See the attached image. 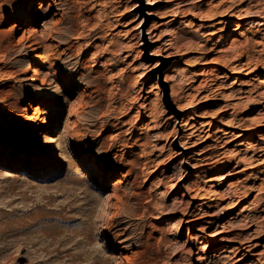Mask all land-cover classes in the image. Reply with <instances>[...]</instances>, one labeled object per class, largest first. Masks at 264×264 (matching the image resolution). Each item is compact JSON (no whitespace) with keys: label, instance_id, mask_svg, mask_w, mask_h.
Listing matches in <instances>:
<instances>
[{"label":"rangeland","instance_id":"1","mask_svg":"<svg viewBox=\"0 0 264 264\" xmlns=\"http://www.w3.org/2000/svg\"><path fill=\"white\" fill-rule=\"evenodd\" d=\"M34 1L0 0V156L39 159L0 163V264H197L204 245L203 264H264V95L241 94L264 82V0ZM32 9L33 31H6ZM233 30L255 71L207 67ZM36 57L43 85L28 73ZM203 71L219 86L194 82ZM55 133L63 150L47 155Z\"/></svg>","mask_w":264,"mask_h":264},{"label":"bare ground","instance_id":"2","mask_svg":"<svg viewBox=\"0 0 264 264\" xmlns=\"http://www.w3.org/2000/svg\"><path fill=\"white\" fill-rule=\"evenodd\" d=\"M30 1L35 2L34 0H30ZM168 1L170 2V0H167L166 2H168ZM198 10H200L201 14H206V15L212 12L209 7H206V5H205L204 2H201L200 3V7H199ZM242 10H244V9H242ZM31 11L28 14H25L22 17L23 19L19 23L14 22L13 24H11L10 27H8L6 31H8V32H16V31L22 30V28H26L28 26H29L28 32L33 31V27L35 25H37V22L40 19L43 18V15L42 14H39V13L38 14L33 13L34 12L33 9ZM181 12L182 13H185V11H181ZM242 12H243L242 14H240V15L237 16V20L240 23H243L245 20H247L248 18H250V16L247 15L246 11H242ZM174 16L175 15H173L172 17H174ZM15 18H16V16L13 15V13H12L11 15L8 16V19L6 20V23H9L12 20H15ZM224 18L225 19H230L231 18V13L230 12H226ZM256 22H257L256 23V26H257L258 30L261 32L264 29V19L263 20H258ZM229 24H232V23H229L228 21H217L215 23V26H219V30L220 31H226V30H228L227 26ZM210 27H213V26H210ZM234 32L235 31L233 30L232 33H230L228 35H225L223 37H219V38H216L215 39V41H214L215 42L214 43L215 46H214L213 49H211V51L213 52L214 55L211 57L210 61H208V65H207L208 68H211L212 69V67L222 66L223 68L230 70L229 71V74H248V73H250L252 71H255L257 69L256 62L254 63L253 60H252V58H251V56H249L247 53L245 54V57L242 60H241V56L240 55H236L235 53H233V51L240 46V45L239 46L237 45L238 43L236 44V40H235V37H234L235 36ZM208 34H210L212 36H215V34H217V32H212L211 31ZM38 40L39 39L36 36L35 39H34V42L32 44H29V46L26 47V48L27 49H30L31 51L36 50L37 49L36 48V44H38ZM210 40L212 41L213 39H209V41ZM209 41H206V43H208ZM245 43H247V41ZM240 44H242V43H240ZM228 51L232 52L231 55H230L232 57V60L230 62H228V63H225L224 62V58L227 57V55H225V53L228 52ZM222 62H224L223 65L221 64ZM32 63H33V65H31V69L28 70V73L31 74L32 82H34V83H41L43 85V83L45 82V77L49 75L48 73H41L39 71V67L38 66L40 64H43V59L41 57H36V59L33 60ZM157 63L158 62L156 61L154 63V65H153L152 68L156 67L157 66ZM203 64H206V63H203ZM260 66L264 69V65L263 64H260ZM206 68H203V70H207ZM49 69H50V67H49ZM205 74L206 73L204 71L202 73H200V74H196V77L197 78L195 80H193V81L196 82V83L197 82L201 83L203 85V87L204 88H207L208 90L210 88L219 86L218 80L223 77L222 74L216 75V77L214 79H206V78H204L203 76H205ZM138 78H141V76H139ZM165 82L168 83V80H165ZM241 94L242 95H245L244 97L246 99H250L253 94H257V95H260V96L264 95V82L260 81L258 83V86L257 87L251 86L248 89L242 91ZM208 102H210V99H208L205 96V97H203V99H201V101H199L197 103V105H204V104H207ZM187 108H189V107H187ZM258 115L261 116L262 115V112L259 111L258 112ZM202 117H199V118H202ZM256 120H258V118H256ZM41 126L43 127V130L45 132L49 131L48 133L51 134V132L53 131V129L55 128L56 125H55V121H53L50 124V126L48 127L49 129H45V126H46L45 123H42ZM189 130H190V133H188V134H190V135L192 134L193 135L194 132H195V129H189ZM48 142H49L48 147H45L46 148L45 149V154H47V155H53L55 153V151H57L58 149H62L63 148L62 147L61 137H59L56 133L54 134V136H52V137H50L48 139ZM76 146H77L76 141H72V143L70 145V151H72L73 148H75ZM180 147L182 149H184V150L186 149V147H184L182 144H180ZM28 149H31L30 144L28 146ZM62 155L64 156L65 154L62 152ZM38 162H39L38 157H35V155L32 152H29L25 156H18L14 160L8 161V162L4 161L3 157L0 156V163L1 164L5 165L7 168H14L15 170L16 169H20L21 167H27V166H30V165H35ZM190 168H192L194 170L196 169V167L194 166V164L191 165ZM97 169L100 170L99 167ZM97 172L98 171H95L94 170L93 174H89V177H87L86 179L92 180L98 174ZM181 178H182V176H180L178 178V180H181ZM174 190H175L174 186L172 184H170L168 186V188H167L166 195L167 196H171V194L173 193ZM188 222H189V220H187L185 218H178V219H174L173 221L168 222V223L172 227H174L175 229H180L181 230V229L184 228V226ZM220 235H221V231H219L217 233H213L212 235H210V237H209L208 240L210 241V243L213 244V243H215L217 241V238ZM199 237L200 236H198V235L195 236V235L191 234L190 236L187 237V240L186 241L188 242V241L191 240V238H193V239L196 238L197 239ZM221 241L223 243H225V244H223L219 248V252L217 253L219 256L223 253V251H221V250L223 248H226L227 247V244H229V241H227L226 239H222ZM112 242H114L116 244H119V245L123 243V241H121V237L119 235H117V234H113V236H112ZM248 246L249 245L246 244L244 246V248L245 247H248ZM206 254H208V247L206 245H204L196 253L197 264H203L205 262H208L209 257H207Z\"/></svg>","mask_w":264,"mask_h":264}]
</instances>
